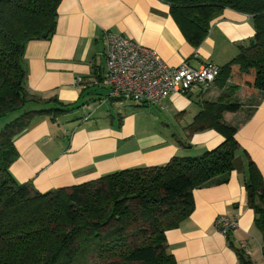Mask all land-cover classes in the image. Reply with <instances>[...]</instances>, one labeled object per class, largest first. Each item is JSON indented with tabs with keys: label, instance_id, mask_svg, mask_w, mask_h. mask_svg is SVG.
I'll use <instances>...</instances> for the list:
<instances>
[{
	"label": "crops",
	"instance_id": "1",
	"mask_svg": "<svg viewBox=\"0 0 264 264\" xmlns=\"http://www.w3.org/2000/svg\"><path fill=\"white\" fill-rule=\"evenodd\" d=\"M57 12L54 34L26 45L23 87L29 96L57 100L67 112L54 122L38 117L14 138L19 158L10 173L19 184L33 181L37 192L47 193L121 171L162 167L173 158L198 157L224 141L214 130L192 134L190 127L202 102L216 101L231 83L224 89L214 83L188 96L171 95L163 108L106 101L103 38L105 33L120 35L154 51L171 68L185 63L195 69L205 64L223 68L253 39L249 16L224 10L196 48L160 0H62ZM236 97L245 105L260 101L243 88ZM247 111L246 106L223 115L225 124L237 128L241 148L229 181L194 190L191 216L166 233L176 264H239L241 245L247 246L244 254L251 264H256V252L264 259V242L247 204L242 157L245 152L264 177V99L248 119ZM174 123L180 131L171 134ZM220 216L237 219L229 239L215 229Z\"/></svg>",
	"mask_w": 264,
	"mask_h": 264
},
{
	"label": "trees",
	"instance_id": "2",
	"mask_svg": "<svg viewBox=\"0 0 264 264\" xmlns=\"http://www.w3.org/2000/svg\"><path fill=\"white\" fill-rule=\"evenodd\" d=\"M61 1L0 0V119L10 116L0 131V264H176L166 233L191 216L194 190L226 184L238 167L237 128L225 124L223 115L247 106L248 119L264 99V0H160L196 48L224 10L252 20L253 39L238 48L215 81L220 89L231 85L216 101L202 102L190 127L192 134H220L224 141L217 148L198 157L173 158L162 167L121 171L39 193L10 173L19 158L13 140L34 119L49 116L54 122L67 112L57 100L29 96L23 87L26 45L54 34ZM240 88L258 94L260 101L245 105L236 97ZM242 157L247 204L264 242V177L245 152ZM236 253L239 264H251L243 250Z\"/></svg>",
	"mask_w": 264,
	"mask_h": 264
},
{
	"label": "built area",
	"instance_id": "3",
	"mask_svg": "<svg viewBox=\"0 0 264 264\" xmlns=\"http://www.w3.org/2000/svg\"><path fill=\"white\" fill-rule=\"evenodd\" d=\"M105 77L107 100H121L139 107L163 108L171 95L187 96L196 88L213 85L220 68L205 64L195 69L188 64L168 67L152 50L120 35L104 34ZM215 229L223 236L237 229V219L220 216ZM241 250H247L241 245Z\"/></svg>",
	"mask_w": 264,
	"mask_h": 264
},
{
	"label": "rangeland",
	"instance_id": "4",
	"mask_svg": "<svg viewBox=\"0 0 264 264\" xmlns=\"http://www.w3.org/2000/svg\"><path fill=\"white\" fill-rule=\"evenodd\" d=\"M9 115H6L5 117H3V118H1L0 119V131L2 130V128H3V126L6 124V123H9L10 122V119H9ZM71 118V116H69V119ZM72 119V118H71ZM158 127H160V126H158ZM179 130V128L177 127V125L174 123V126H173V129H172V131H171V134H173V132L175 133L176 131L175 130ZM180 131V130H179ZM177 133V132H176ZM29 184H30V187H32V189L33 190H35V191H37V189H36V187L34 186V184H33V181L32 182H29ZM245 247H247L246 245H245ZM255 247L256 248H259V246L257 247L256 245H255ZM252 257H254L253 258V261H255L256 262V264H264V259H262L260 256H259V254L257 255V252H256V254H254V256H252Z\"/></svg>",
	"mask_w": 264,
	"mask_h": 264
}]
</instances>
